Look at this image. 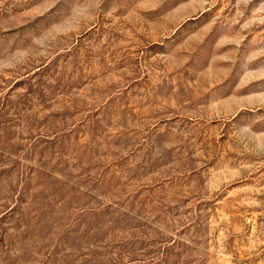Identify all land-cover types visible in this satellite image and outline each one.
Returning a JSON list of instances; mask_svg holds the SVG:
<instances>
[{"label":"rangeland","instance_id":"obj_1","mask_svg":"<svg viewBox=\"0 0 264 264\" xmlns=\"http://www.w3.org/2000/svg\"><path fill=\"white\" fill-rule=\"evenodd\" d=\"M0 264H264V0H0Z\"/></svg>","mask_w":264,"mask_h":264}]
</instances>
